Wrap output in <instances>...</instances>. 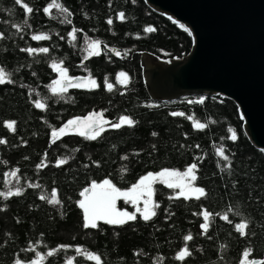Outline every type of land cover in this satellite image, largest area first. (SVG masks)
<instances>
[{
  "label": "trees",
  "instance_id": "16d2710c",
  "mask_svg": "<svg viewBox=\"0 0 264 264\" xmlns=\"http://www.w3.org/2000/svg\"><path fill=\"white\" fill-rule=\"evenodd\" d=\"M22 3L33 13L16 0H0V68L12 80L0 85V139L7 141L0 144V192L5 193L0 196V264H96L90 255L100 256V264H246V252L248 264L264 261V151L250 142L239 106L221 95L205 96L202 104L198 101L205 97L200 96L155 103L145 85L140 56L184 59L195 46L193 34L145 0ZM53 3L69 12L54 7L45 12ZM150 27L155 31L147 32ZM34 35L49 39L33 40ZM93 40L101 42V54L89 57ZM29 47L37 51L28 53ZM42 47L49 52H39ZM54 63L70 77L96 80L98 87L54 95L52 85L59 79ZM122 71L129 77L127 85L119 83ZM37 102L46 110L37 109ZM93 112L110 122L127 115L136 124L119 130L106 125L97 140L64 134L53 142L52 132ZM11 121L14 132L6 127ZM197 122L205 129H196ZM221 147L228 161L219 156ZM61 159L68 163L57 167ZM192 163L198 165L196 184L205 188V197L184 199L179 189L156 182L153 200L159 207L151 220L145 222L121 200L118 209L136 214V221L83 227L80 192L92 182L109 179L128 191L149 173L184 172ZM18 188L22 195H7ZM54 192L61 205L50 202ZM205 211L211 214L207 232ZM242 222L248 223L247 235L236 229ZM184 247L192 255L182 262L176 257Z\"/></svg>",
  "mask_w": 264,
  "mask_h": 264
},
{
  "label": "water",
  "instance_id": "95a60500",
  "mask_svg": "<svg viewBox=\"0 0 264 264\" xmlns=\"http://www.w3.org/2000/svg\"><path fill=\"white\" fill-rule=\"evenodd\" d=\"M145 1L189 28L195 39L184 59L167 62L149 53L140 56L152 101L229 98L240 108L250 142L264 151V0ZM35 262L41 264H21Z\"/></svg>",
  "mask_w": 264,
  "mask_h": 264
},
{
  "label": "snow or ice",
  "instance_id": "6c2138e0",
  "mask_svg": "<svg viewBox=\"0 0 264 264\" xmlns=\"http://www.w3.org/2000/svg\"><path fill=\"white\" fill-rule=\"evenodd\" d=\"M17 4H21L24 9H26V13H33L34 9L30 7L27 3H22V0H16ZM58 8L61 12H69L66 7H63L61 4L53 3L44 9L45 12L51 13L52 8ZM71 15V13H69ZM119 18L123 20L125 18V14L123 12L119 13ZM169 19H172L169 17ZM112 20L109 19L107 23L109 25L112 24ZM175 23V21H173ZM183 30L192 35L189 28L184 25H180ZM147 32L151 33L155 31L153 28H147ZM73 38L75 39L76 33L75 30L72 33ZM2 38V37H0ZM33 40H47L49 39L46 35H34L32 37ZM24 50V49H22ZM26 51L28 53H35L37 49L35 48H27ZM41 53H48L49 49L46 47H42L39 49ZM88 56H99L101 54V42L97 40H93L88 44ZM117 56H120V52H116ZM180 57H176L179 59ZM52 67L56 69L59 73V79L55 80L52 85V93L56 96H62L64 93L68 91L69 88H85L91 86L92 88L98 87L97 81L94 79H84V78H73L68 74V70L63 68L60 64H53ZM119 83L122 85H127L129 83V77L125 72L119 73ZM6 83H12V80L8 78L7 73L0 68V85H4ZM113 85L111 83H107V89L111 91ZM207 98H201L198 102L204 103ZM37 109L46 110V104L37 102L35 104ZM176 116H183L184 113L176 112L173 113ZM111 129L119 130L124 126L134 127L136 121L131 119L129 116L124 115L121 116L118 121L110 122L104 118L103 113H95L93 112L91 115L87 116L84 119H72L68 120L65 127L61 128L59 131L52 132V139L55 142L56 138L68 133H75L79 136H84L90 140H97L100 138L103 133H105L106 125H109ZM6 127L13 132L15 129V121L7 122ZM206 125L204 123H195V128L198 130L205 129ZM153 136L157 135V133L153 132ZM232 141L237 140V135L233 132L231 136ZM7 141L0 139V144H6ZM218 154L223 158L224 161L229 160V156L225 154L224 148L218 149ZM127 159V157H125ZM68 163L67 159L59 160V163L56 165L57 167L64 166ZM98 166V165H97ZM198 165L196 163H192L186 171H169L164 170L159 172L158 174L149 173L145 175L142 179L139 180V183L134 185L128 191H121L111 180L105 179L102 183L92 182L90 188H85L80 192V196L83 197L78 203V206L83 211V227L86 229H97L100 227L101 222L105 225H113V226H123L129 222H134L137 220V215L133 213H129L126 210H120L117 207V201L120 199L125 200L127 203H131L135 208L136 212L139 213L142 219L147 222L151 220L154 216H156L155 209L159 207V205L153 200L154 188L153 185L155 182L159 181L162 184H166L169 189H179L178 197H182L184 199H200L201 197H205L207 192L204 187L197 186L196 181L198 180L197 176ZM15 175V173H13ZM39 187V185H36ZM8 196H20L22 195L21 190L18 188L15 192L9 191L7 193ZM0 196H5V193L0 192ZM41 200L47 199L45 196H40ZM53 205H61L62 201L57 198V194L52 193V199L50 201ZM143 202V209H141L140 204ZM151 205V207H149ZM3 209H0L2 211ZM210 213L205 211L203 213V219L206 221L202 227L207 232L209 224L207 221L210 218ZM224 220L228 221L229 217L224 216ZM248 228L247 222H242L236 225L237 231H239L242 235H247L246 229ZM193 236L187 235L186 240L192 241ZM64 247V246H61ZM79 251V249H77ZM53 252H48V256H53ZM192 252L188 247H184L182 251L179 252L176 257L180 261H185L186 258L190 257ZM245 261L247 264V258L249 253L245 254ZM89 260L96 261V264H100L101 257L98 255H90ZM44 257H40V260H43ZM16 264H21L20 261H16ZM35 264H39V262H35ZM71 264V262H69ZM254 264V262H253ZM264 264V261L261 262Z\"/></svg>",
  "mask_w": 264,
  "mask_h": 264
},
{
  "label": "rangeland",
  "instance_id": "374dc122",
  "mask_svg": "<svg viewBox=\"0 0 264 264\" xmlns=\"http://www.w3.org/2000/svg\"><path fill=\"white\" fill-rule=\"evenodd\" d=\"M59 78H60V77H59ZM68 134H75V133H68ZM157 182H159V181H157ZM155 183H156V182H155ZM121 200H123V199H120V200L117 201V206H118L119 201H121ZM123 201H125V200H123ZM125 203H127V202H125ZM127 204H130L131 206H133L131 203H127ZM133 207H134V206H133ZM140 207H141V209H143V202H141ZM149 207H151V205H150ZM134 210H135V212H136V208H135V207H134Z\"/></svg>",
  "mask_w": 264,
  "mask_h": 264
},
{
  "label": "flooded vegetation",
  "instance_id": "af4514ba",
  "mask_svg": "<svg viewBox=\"0 0 264 264\" xmlns=\"http://www.w3.org/2000/svg\"><path fill=\"white\" fill-rule=\"evenodd\" d=\"M248 264V263H247ZM261 264V263H260Z\"/></svg>",
  "mask_w": 264,
  "mask_h": 264
}]
</instances>
